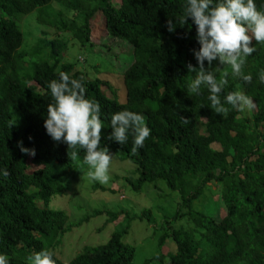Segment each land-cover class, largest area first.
Instances as JSON below:
<instances>
[{"label":"trees","instance_id":"1","mask_svg":"<svg viewBox=\"0 0 264 264\" xmlns=\"http://www.w3.org/2000/svg\"><path fill=\"white\" fill-rule=\"evenodd\" d=\"M254 3L264 11V0ZM183 4L184 0H0V169L7 171L0 175V253L9 264H29V257L41 249L53 254L55 264H133L137 241L155 234V252L140 264H264V84L258 79L264 70V43L253 41L256 50L241 68L242 75L251 76L248 82L234 76L229 65L212 62L209 70L217 82L226 81L221 102L229 92H241L254 106L253 112L242 114L225 104L229 110L221 116L209 108L206 86L199 95L186 93L195 76L186 65L197 66L192 50L199 44L191 20L179 24ZM95 13L103 19L106 36L132 47V60L119 75V89L98 75L99 64L106 60L91 48ZM31 17L33 23L24 26ZM168 20L176 21L173 32L167 31ZM36 26L52 28L54 35L47 39L41 30L45 38L22 51L26 30ZM69 40L79 47L73 51L76 55L70 53V62L63 61ZM28 56L35 60L27 61ZM85 66L92 77L85 75ZM61 71L81 80L85 98L100 106L98 148H107L113 160L131 165L137 177L128 181L134 190L160 181L176 193L177 206L187 208L191 228L170 226L165 231L161 225L136 235L135 227L143 219L152 223V212L143 209L131 215L123 210L125 219L115 223L104 243L84 246L67 261L53 253L64 233L78 223L53 201L66 197L73 173L87 168L83 149L77 146L78 158L71 160L73 149L52 141L43 127L52 102L47 85L58 80ZM123 110L139 113L150 129L135 152L131 136L122 145L106 138L111 115ZM20 143L35 149V156L22 153ZM216 186L226 211L220 220L205 205L194 203ZM75 208L82 211L81 220L88 218L81 206ZM97 213L93 210L91 215ZM107 214L113 222L119 215ZM174 214L176 218V210ZM165 222H170L169 216Z\"/></svg>","mask_w":264,"mask_h":264},{"label":"clouds","instance_id":"2","mask_svg":"<svg viewBox=\"0 0 264 264\" xmlns=\"http://www.w3.org/2000/svg\"><path fill=\"white\" fill-rule=\"evenodd\" d=\"M189 19L191 24L195 25V39L199 49L192 50L197 66L186 65L188 72L195 73L194 78L187 84V95H199L201 86H206L209 108L221 116L229 110L225 104L236 108L238 113L246 107H253L251 98L241 92H229L224 96L222 103L220 94L226 81L217 82L213 71L209 69L216 60L221 65H229L234 76L245 82L251 80L250 75H242L241 68L246 57L256 50L253 41L264 43V11L257 10L254 0H184L179 24L185 25ZM176 27V21H166L168 32H173ZM205 62L208 68L205 67ZM258 79L264 84V70L259 72ZM47 87L52 102L48 105L47 115L43 120L45 133L52 141L64 143L67 148H72L70 158L73 161L78 158L76 147L83 149L87 177L102 185L107 184L110 180L112 156L107 148H98L103 127L100 106L85 98V87L81 80L71 79L70 75L63 71L58 74V80L50 81ZM184 122L187 123L188 120L184 118ZM109 128L111 132L106 138L119 145L126 143L131 136L133 152L143 146L150 134L143 117L128 110L113 113ZM18 146L22 153L35 156V149L25 148L22 143ZM0 175L6 176L7 171L0 169ZM173 215L169 216L170 222L167 223L165 231L172 226L175 219ZM166 217L168 216L164 218ZM160 227L161 223L157 228ZM151 263L154 264L155 261ZM0 264H9V258L3 253H0ZM29 264H55V261L50 251L41 249L29 257Z\"/></svg>","mask_w":264,"mask_h":264},{"label":"rangeland","instance_id":"3","mask_svg":"<svg viewBox=\"0 0 264 264\" xmlns=\"http://www.w3.org/2000/svg\"><path fill=\"white\" fill-rule=\"evenodd\" d=\"M118 1V0H112ZM96 14V13H95ZM92 17L91 23V41L92 52L104 56L106 64H99L100 71L98 75L101 79L108 81L114 88L119 89L120 78L119 75L123 69L130 64L132 58V47L123 41L110 38L106 36L103 28V19L100 14H96ZM34 18L25 19L23 21L24 26L32 24ZM27 29V28H26ZM41 30L45 32L47 39L52 38L54 31L47 26H36L26 30L24 37L22 51H29L35 42L40 39L42 34ZM44 37V38H45ZM110 44V47L107 44ZM79 49L76 43L69 40L66 45V55L64 54L63 61H73L74 58L71 54L76 55L75 51ZM71 53V54H70ZM83 54L87 53L83 51ZM89 59V56H88ZM27 61H34L35 57L28 56ZM84 73L88 77H92L91 69L85 66ZM95 74V73H94ZM102 90L108 96H111L110 90L102 85ZM119 93L122 92L119 90ZM254 106L251 108H244L239 110L242 114H250L253 112ZM217 148V145H213ZM128 163L123 164L118 159H112L110 162L109 176L110 180L107 184H100L98 182L90 180L87 175V168L80 174L73 173L69 183L67 184L68 190L66 197H57L53 201V206L58 207L61 205L68 213H71L70 220L77 223L71 226V230H67L61 242L53 249V253L63 261H67L69 258L77 254L84 246H93L104 243L107 238L110 237L114 231L117 222L125 219L126 215L123 210L129 213H141L143 209H149L153 215H151L152 223H148L143 219L142 223L135 227L136 235L141 230L145 232L147 227L159 226L161 223L162 229H165L167 223L165 222V216L172 217L173 213H178L177 218L172 222L174 228H181L187 230L193 225L191 220L187 216V208L178 207V197L175 193L170 192L165 188L163 182H150L143 184L139 190H134L129 181H133L135 177L132 175L131 165ZM30 168L29 170H31ZM70 175L68 174L67 177ZM129 180V181H128ZM165 186V187H164ZM216 187L206 189V196L201 197L199 200H195V204L200 203L202 207L205 205L216 220H220L225 215V207L220 199V192ZM37 205L42 206V201L37 200ZM75 205H79L83 208L84 213L88 214L87 219L81 220L82 211H74ZM76 209V208H75ZM97 210L95 216H92V211ZM116 211L119 213L116 220L108 221V212ZM165 215V216H164ZM81 220V221H80ZM151 233H148V235ZM149 237V236H148ZM153 239H146L137 241V245L140 244L138 256L135 257L133 264H140L141 260L145 257L152 255L156 248L157 234L152 236ZM144 238V237H143ZM149 240V242L147 241ZM140 241V242H139Z\"/></svg>","mask_w":264,"mask_h":264}]
</instances>
